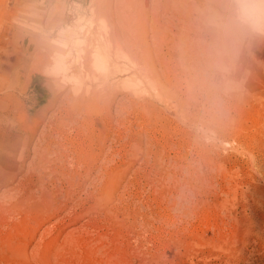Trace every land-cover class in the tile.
Masks as SVG:
<instances>
[{"label":"rangeland","instance_id":"obj_1","mask_svg":"<svg viewBox=\"0 0 264 264\" xmlns=\"http://www.w3.org/2000/svg\"><path fill=\"white\" fill-rule=\"evenodd\" d=\"M205 0H0V264H264V38L208 68Z\"/></svg>","mask_w":264,"mask_h":264},{"label":"clouds","instance_id":"obj_2","mask_svg":"<svg viewBox=\"0 0 264 264\" xmlns=\"http://www.w3.org/2000/svg\"><path fill=\"white\" fill-rule=\"evenodd\" d=\"M199 14L210 34L209 71L226 79L241 52L264 38V0H205Z\"/></svg>","mask_w":264,"mask_h":264}]
</instances>
